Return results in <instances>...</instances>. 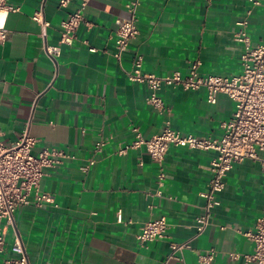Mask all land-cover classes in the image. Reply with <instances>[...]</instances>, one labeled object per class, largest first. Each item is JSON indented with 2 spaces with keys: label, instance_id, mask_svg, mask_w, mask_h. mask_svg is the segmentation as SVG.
<instances>
[{
  "label": "crops",
  "instance_id": "crops-1",
  "mask_svg": "<svg viewBox=\"0 0 264 264\" xmlns=\"http://www.w3.org/2000/svg\"><path fill=\"white\" fill-rule=\"evenodd\" d=\"M133 1L90 0L76 39L62 46L53 62L43 44L58 43L60 21L75 10L77 0L64 7L59 0H8L20 9L8 15V35L0 41L1 139L8 143L27 132L36 139L33 153L56 147L74 158L45 169L39 190L51 196V203L15 211L0 264L9 255L14 229L29 264H207L199 256L211 249L215 255L208 264H243L231 254L253 252L254 242L243 232L253 231L264 216V173L258 162L233 165L216 195L209 226L176 253L177 259H169L170 244L195 231L203 204L199 193L206 189L215 152L169 147L160 186L159 167L144 149L116 152L133 139V128L149 138L166 122L197 137L220 136L221 122L235 107L225 93L209 103L205 88L164 87L160 96L167 111L161 112L145 102L147 87L129 80L126 72L140 55L142 71L156 75L186 73L194 60L200 61L201 73L239 75L243 47L233 32L250 10L251 43L264 42V0H139V33L118 63L111 55L114 20L129 17ZM40 6L50 24L44 36L31 19ZM97 140L105 145L83 172L80 166L93 155ZM160 216L168 224L165 236L139 243L141 226Z\"/></svg>",
  "mask_w": 264,
  "mask_h": 264
},
{
  "label": "built area",
  "instance_id": "built-area-1",
  "mask_svg": "<svg viewBox=\"0 0 264 264\" xmlns=\"http://www.w3.org/2000/svg\"><path fill=\"white\" fill-rule=\"evenodd\" d=\"M72 0H59V5L67 6ZM90 0H77L75 10L68 14L66 19L60 21V37L56 45L43 44L45 54L56 62L61 53L62 46H71L76 39V31L83 22V11ZM139 0L128 5L130 16L116 18L114 31V50L112 57L121 63L128 50L129 41L138 33L136 6ZM257 4V1L252 0ZM19 7L0 0V41H5L8 35L6 28L7 17L10 13L18 12ZM246 17L236 23L233 39L239 42L243 51L241 53L242 72L236 76H220L199 72L200 61L194 60L186 73L174 71L167 75H156L144 72L141 69L142 57L134 56L132 67L126 72L129 80L144 84L148 89L145 102L151 107L166 112L160 91L164 87H181L184 90L195 91L205 88L207 101L215 102L217 93H225L234 103L232 116L220 124L221 134L218 137H197L190 133H182L173 129L166 122L162 132L149 138H144L139 130L133 128V139L117 150L116 154L125 155L130 150L144 149L150 158L157 163L159 172L157 183L160 186L165 173L162 167L165 154L169 147H183L190 150L215 152L209 171L210 178L206 189L199 193L203 200L202 212L195 218V231L193 235L183 242L170 244L169 259H177L176 253L189 248L191 241L201 235L209 226L213 209L218 205L217 193L225 187V178L233 165L245 159L258 162L264 173V42L253 45L248 35V19ZM31 19L39 24L41 36L50 25L44 18L42 6L34 10ZM87 45V41L83 42ZM95 51L94 47L88 48ZM0 128V254L6 250L7 230L14 227V213L22 206L34 204L41 207L51 203L48 193L39 190V183L45 174V169L53 168L66 159L74 156L62 148L45 147L33 153L36 139L22 133L16 140L4 142L1 139ZM105 145L103 140H97L92 148V156L80 166L83 172L95 163L96 155ZM157 193H160L159 191ZM168 224L164 216L145 222L137 235L139 243L146 244L165 236ZM243 234L254 242L251 254H231L234 259L242 258L243 264H264V216L258 217L254 230H247ZM215 255L211 249L199 256L202 263H210ZM1 264H29L26 251L20 236L14 229L13 240L9 246V255L2 258Z\"/></svg>",
  "mask_w": 264,
  "mask_h": 264
}]
</instances>
